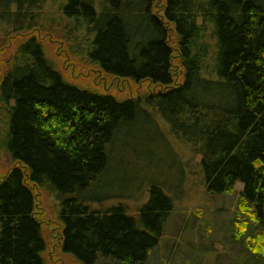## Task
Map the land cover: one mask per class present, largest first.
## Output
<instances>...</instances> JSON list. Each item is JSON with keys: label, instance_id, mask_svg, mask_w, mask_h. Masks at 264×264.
I'll use <instances>...</instances> for the list:
<instances>
[{"label": "trees", "instance_id": "16d2710c", "mask_svg": "<svg viewBox=\"0 0 264 264\" xmlns=\"http://www.w3.org/2000/svg\"><path fill=\"white\" fill-rule=\"evenodd\" d=\"M52 1L0 0V22L17 36L0 58V148L12 161L0 174V264H54L36 210L42 186L57 200L58 247L76 262L144 263L163 238L174 187L150 181L135 210L120 200L102 207L112 194L94 190L119 186L132 197L143 181L134 161L153 162L125 143L115 165L111 147L136 132L153 142L147 127H168L200 155L205 193L237 191L232 236L246 256L264 258V0H58L67 25L81 29L63 33L64 59L85 77L131 86L128 94L58 66L42 33Z\"/></svg>", "mask_w": 264, "mask_h": 264}, {"label": "rangeland", "instance_id": "374dc122", "mask_svg": "<svg viewBox=\"0 0 264 264\" xmlns=\"http://www.w3.org/2000/svg\"><path fill=\"white\" fill-rule=\"evenodd\" d=\"M100 0H96V5ZM43 10L46 13L44 20L45 31L43 36L47 41V47L51 51V55L57 58L58 66L63 71H69L70 77L76 82H89L101 85L106 91L112 90V84L116 89L122 91L121 94H128L130 87L117 81L108 75L103 77L95 76L90 73L88 77L85 69L79 62L74 59L65 60L64 53L61 48L64 43L61 40L65 32H80L70 28L67 24L69 19L65 18L59 10V1L54 0L45 3ZM66 25L69 29L66 28ZM75 26V25H74ZM64 33V34H65ZM63 36V37H62ZM16 34L7 24L0 22V58H5L14 49ZM64 39V38H63ZM210 41V38L207 37ZM55 58V59H56ZM72 62V63H71ZM71 66L74 69L71 70ZM78 68V69H77ZM83 70V74L81 71ZM94 75V76H93ZM1 119V118H0ZM2 121L0 120V141L2 139ZM162 128V129H161ZM146 130V129H145ZM160 132V133H159ZM147 136L154 138L152 141L145 142L144 134L136 132L133 136L122 137L121 142L115 143L112 147L113 164H119V150L125 147V143L132 146L135 154L141 153L153 166H149L146 161L141 164L140 160L134 161L138 169H141L139 177L143 176V181H138L131 187V196L124 197L126 189L119 186H112V189L106 190V185H101L94 190L97 196H109L101 203L102 207H106L109 203L125 201L129 210H135L136 207L146 202L149 195L150 181H165L166 186L175 191H171L170 195L174 199V207L172 208L166 224L164 226L163 238L158 245L151 251L149 258L142 264H264V258L253 257L247 254L240 240H235L233 234V220L236 215V203L238 194L233 193L209 194L205 193L200 184L201 172L198 170L200 155L193 156L191 153V145L182 138H177L168 127L155 128L147 127ZM159 141V142H157ZM158 144L156 147L155 145ZM154 159V161L152 160ZM12 164L10 157L0 148V174L3 173L9 165ZM200 167V166H199ZM130 168H126L129 174ZM200 174V175H199ZM180 178L179 181H177ZM124 176L120 180V184L124 183ZM107 181V180H106ZM105 181V182H106ZM109 182V180H108ZM177 184V185H176ZM242 183L237 182L235 188L240 189ZM39 195L37 197L36 210L40 219L45 222L44 229L47 240L46 257L48 256L54 264H80L70 255L68 251L60 249L55 196L45 187L38 188ZM140 192L143 193L142 196ZM142 197V199H140ZM101 205L98 207L102 208ZM93 206L97 207L96 201ZM254 229L253 222H249L247 233ZM248 253V252H247ZM89 256V253H85ZM243 260V261H242ZM94 264H116L109 258L98 259Z\"/></svg>", "mask_w": 264, "mask_h": 264}]
</instances>
